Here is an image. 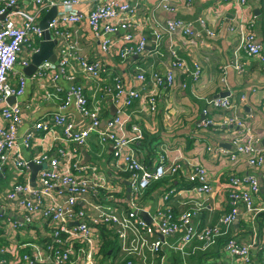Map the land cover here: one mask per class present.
<instances>
[{
	"label": "built area",
	"instance_id": "built-area-1",
	"mask_svg": "<svg viewBox=\"0 0 264 264\" xmlns=\"http://www.w3.org/2000/svg\"><path fill=\"white\" fill-rule=\"evenodd\" d=\"M85 0H35L36 7L30 12H23L22 21L17 23L9 9L15 7L17 0H0V174L5 167H9L15 176V181L6 192V198L16 200L18 215L10 220L9 226L16 236L36 233L32 225L41 224V232L44 234L42 244L37 241L18 243L14 241V247L8 249L0 246V264H113L112 260H103L101 247L104 234L101 227L107 233L116 236L118 248L124 253L121 264H152L148 260V254L158 257L165 244L164 238L177 232L180 228L187 227L176 246L178 250L192 240L202 243V249L215 242L222 229L233 223L240 214V204L243 205L242 215L248 212L255 214L262 210L254 205V198L261 191L264 192V184L253 176H229V193L231 208L229 212L219 216L210 225L191 227L189 222L204 208L202 201L188 200L187 208L180 213H174L168 199L175 192L173 187L163 192L162 203L157 212L151 217V222H146L139 214V205L146 190L153 184L164 178L172 179L178 171L175 157L169 163V159L163 153H158L153 169L147 168L137 157L132 144L143 136V130L137 124H132V137L124 133V126L129 123L127 112L134 104L138 105V111L153 114L157 109V88L161 85L173 87V70L180 68L190 72L183 59L176 51L170 48L172 57L171 69L161 76L157 73L148 79V92L142 94L138 89L126 87L120 77H115L113 85L104 89L110 94L111 100L116 102L122 96L123 103L116 110L112 118L102 120L104 107L99 96L89 98L81 85L75 84L62 91L55 86V91H44L40 101L53 102L55 111L46 114L40 121L33 123L22 135H19V125L23 119V109L18 102L7 103V98H17L24 91L26 80L19 77L17 84L11 82L13 67L19 61V54L25 44L34 42L35 38H41L43 29L37 22V17L43 10L52 6L57 7L56 16L48 23L47 29L55 34H61L66 38L61 53L63 59L59 68L65 65L68 56H77L79 50L77 40L73 33L66 29L58 30V27L71 26L86 22L95 36L101 38L103 51L116 52L122 62L134 55H138L145 48L147 36L141 23L142 17H137V8L144 0H96L93 8L87 12L78 9ZM232 4L238 9L246 4L247 0H222ZM176 7L172 0H157L150 7L144 24L147 26L150 36L156 43L162 37L171 38L176 34H182L189 39L198 38L194 25L177 17L161 18L158 12H175ZM4 17L1 18V16ZM198 23L204 30L214 35V32L205 27L204 20L198 18ZM252 22L249 25L238 22L230 29L238 30L241 35L239 47L247 56H259L264 60L263 46L256 42L252 31ZM122 32L118 38L110 39L109 35ZM36 50V49H35ZM33 51V50H32ZM80 67L90 78L100 77L105 66L98 61H86L80 59ZM26 60L20 64L27 65ZM241 70L240 64H234ZM56 67L55 64L45 61L37 67V77L47 75ZM227 66H223L225 72ZM193 78L200 74V67L190 72ZM58 76H53L56 80ZM137 79L145 81L142 73H137ZM224 80V76H223ZM245 99L241 95L240 101ZM73 103L80 115L85 118L87 124L80 127L72 117L64 111ZM203 114L209 110H231L235 108L230 96L208 98L204 100ZM248 116H252L249 114ZM209 120H204L203 125H208ZM102 124L104 127H101ZM226 125H234L239 128V133L231 137V150H222L208 147L210 153L216 151L227 152L230 164L234 165L238 159L243 158L251 166H260L264 163V147L258 144L257 138L252 132L245 131L246 122L242 118L231 115L225 121ZM54 127L61 128V137H58L61 146L51 154L52 147L42 150L29 159L22 154L21 148H28L31 140L38 132L46 133ZM91 135H97L101 140H108L111 144L113 166L116 170L127 174L122 182L109 179L97 172L98 167L81 166L79 164V148L88 147ZM30 163L47 165L35 176L34 185L29 183ZM89 170V172H87ZM82 172V173H78ZM21 178V180H20ZM26 178V179H25ZM37 178V179H36ZM186 179L190 181L192 189L205 197L214 193V187L210 181L207 169L199 163L189 164ZM124 182L127 184L125 189ZM169 187V186H168ZM92 193L93 201L88 199ZM126 195L127 209L118 210L108 202H118L116 198L120 194ZM56 195L61 196L57 199ZM124 196V195H122ZM123 202L126 203L121 197ZM90 210L94 212H88ZM45 228V229H44ZM40 230V229H39ZM204 244V245H203ZM256 244L252 239L248 243H241L234 238L228 240L222 246L226 256L232 260V264H264V257L253 260L251 249ZM29 248V250L27 249ZM101 262V263H100ZM159 264H166L163 259Z\"/></svg>",
	"mask_w": 264,
	"mask_h": 264
},
{
	"label": "crops",
	"instance_id": "crops-1",
	"mask_svg": "<svg viewBox=\"0 0 264 264\" xmlns=\"http://www.w3.org/2000/svg\"><path fill=\"white\" fill-rule=\"evenodd\" d=\"M95 1L85 0L78 5V9L87 13L93 8ZM156 1H142L137 8V17L145 15V18L148 10ZM172 2L176 7L175 12L160 11L158 16L163 19L177 17L191 21L195 32L199 34L198 38L189 39L182 34H176L171 38L162 37L155 43L143 18L141 23L144 27V34L147 36L145 48L138 55L122 62L116 52L109 54L103 51L102 37L95 36L86 22H80L71 26L58 27V30L66 29L73 33L79 47L77 56H68L66 64L59 68V63L63 59L61 50L66 43V38L51 31L52 39L55 40L53 53L56 58L51 63L56 67L42 77L36 76L37 69L29 73L27 66L42 40V37L35 38L34 42L30 41L23 46L19 61L13 67L10 77L13 84H17L19 77H24L26 80L23 93L14 101L18 102L23 109V119L19 125V135H22L32 127L34 122L40 121L46 114L55 111V103H44L39 100L44 91L54 92L55 86L60 87L62 91H67L70 86L78 84L83 87L89 98L99 96L105 109L102 120H106L112 118L117 108L123 103L122 96L114 102L104 89L106 86L113 85L115 77H120L126 87L136 88L144 94L150 88L149 86L147 88L148 79L155 73L164 76L171 69L170 48L184 60L190 72L198 65L200 74L197 78H193L190 72L182 71L180 68L173 70V87L168 88L161 85L157 88V109L153 114L138 111L136 104L129 108L127 111L129 123L124 126V133L132 137L134 136L131 129L132 124L141 127L143 136L136 140L132 147L137 157L149 169H153L156 165L155 159L158 153H163L169 159V163L176 159L175 157H179L176 160L178 166L176 175L172 179L164 178L146 190L139 205L138 215L146 222L149 220L151 222V217L161 206L163 192L173 187L175 192L169 196L168 202L174 213H180L187 208L188 204H183L185 201L203 202L204 208L189 222L191 227H202L213 224L219 216L229 212L231 208L228 197L230 175L253 176L259 184H264V163L254 167L249 165L245 159L240 158L232 165L227 152H224L232 149L231 137L239 133L237 126L225 124L226 119L231 115L245 120L247 128L244 130L252 132L258 144L264 147V60L259 56H247L245 51L239 47L241 41L239 31L230 29L231 26L241 21L247 25L252 22L251 28L255 40L263 46L264 50V0H247L242 9L224 3L222 0H172ZM35 7V0H17L16 6L10 8L9 12L15 21L20 23L21 13L33 11ZM47 11L40 12L37 17L38 23ZM198 18L204 20L205 27L212 30L214 35L204 30L203 26L198 23ZM121 33L120 31L110 34L109 37L110 39L118 38L122 35ZM80 59L98 61L106 69L100 73V77L90 78L81 69ZM21 60H26L27 65H21ZM45 61L50 62L49 60L43 62ZM237 63L240 64L241 70L235 67L234 64ZM223 66H227L225 72L222 70ZM137 73H142L146 80L137 79ZM55 75L58 77L53 80ZM242 94L245 95V99L240 101ZM226 95L230 96L235 105L234 109L225 111L211 108L206 115L202 113L205 108V99ZM64 112L72 117L80 127L87 124L73 103ZM249 114L252 116H248ZM204 120H209L210 123L203 125ZM101 127L104 125L102 124ZM61 132L60 127H54L45 136L43 132H38L28 148H21L23 156L31 159L34 154L49 147H52L50 151L52 154L57 147L62 145L58 139L62 135ZM88 145L86 148H79L81 166L89 167V169L97 166V172L109 179L120 182L126 179L127 174L116 170L113 166L115 160L112 157L111 144L108 140H101L97 135H91ZM208 147L224 151L218 150L216 153H210L207 150ZM196 162L207 169L214 187V193L207 197L196 193L192 189V183L186 179L189 164ZM46 165V163L40 165L41 169ZM41 169L36 170V177ZM30 180L31 175H29V183ZM14 181L15 176L11 169L8 166L5 167L3 173L0 174V226L3 229V233H0V246L4 245L12 249L14 241L18 243L19 240L22 242L37 241L42 244L44 234L41 232V224L31 226L36 233L22 236L19 239L9 226L8 222L18 215V210L12 206L16 205V200L6 198V192ZM123 184L127 190L126 182ZM120 195L116 196L118 202L107 204L118 210H126V195L124 193ZM56 197L58 199L61 196L56 195ZM92 197L90 193L88 199L93 201ZM254 202V205L262 210L258 211L254 217L248 212L242 215L244 210L243 205L240 204L241 216L223 228V234H220L215 242L208 244L205 249H202L200 241L192 240L182 251L178 250L176 246L187 229L183 227L165 237V244L160 255L156 258L148 254V260H152V264H159L161 258L166 264H232V260L222 250L223 241L228 238H234L241 243L256 240L255 246L251 249V256L253 260L264 257V192L261 191L254 198ZM91 211L89 209L88 212ZM116 255L115 258L110 259L113 264H121L124 260V253L118 251Z\"/></svg>",
	"mask_w": 264,
	"mask_h": 264
},
{
	"label": "water",
	"instance_id": "water-1",
	"mask_svg": "<svg viewBox=\"0 0 264 264\" xmlns=\"http://www.w3.org/2000/svg\"><path fill=\"white\" fill-rule=\"evenodd\" d=\"M57 7L52 6L48 9V11L43 16L42 20L40 21L39 25L43 29L42 40L39 44V48L37 52H35L31 58L30 64L27 66L29 73H32L37 69V67L44 61L49 60L50 62L55 61V55L53 53V45L55 44V40L52 39V35L50 31L47 29L48 23L56 16ZM4 15L1 16V18ZM16 100L15 96H11L7 98V103L11 104ZM42 166L36 165L34 163H30V169L32 170L31 174V183L34 185V180L36 176V170L41 169ZM141 213V212H140ZM141 215L144 216L143 213ZM150 219V218H149ZM150 222V220L148 221Z\"/></svg>",
	"mask_w": 264,
	"mask_h": 264
},
{
	"label": "trees",
	"instance_id": "trees-1",
	"mask_svg": "<svg viewBox=\"0 0 264 264\" xmlns=\"http://www.w3.org/2000/svg\"><path fill=\"white\" fill-rule=\"evenodd\" d=\"M193 185V184H192ZM4 216V215H3ZM4 218H6V216H4ZM1 227V226H0ZM2 227L0 228V233L2 234ZM101 231H102V235L104 234V239H103V244L101 247V254H103L105 260H112L110 258H115L117 255V252L120 251L118 248V243H117V239L115 235H112L110 233H107L106 230L104 229V227H101ZM228 239H225L223 241V245L224 243L227 241ZM222 245V246H223ZM110 253H112V255H110Z\"/></svg>",
	"mask_w": 264,
	"mask_h": 264
}]
</instances>
